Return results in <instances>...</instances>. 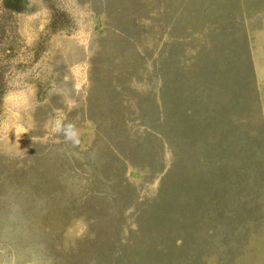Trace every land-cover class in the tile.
Wrapping results in <instances>:
<instances>
[{"label": "rangeland", "instance_id": "obj_1", "mask_svg": "<svg viewBox=\"0 0 264 264\" xmlns=\"http://www.w3.org/2000/svg\"><path fill=\"white\" fill-rule=\"evenodd\" d=\"M0 264H264V0H0Z\"/></svg>", "mask_w": 264, "mask_h": 264}]
</instances>
